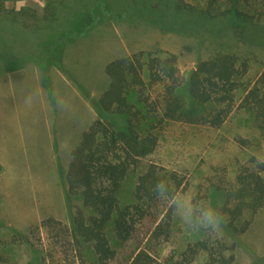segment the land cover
I'll use <instances>...</instances> for the list:
<instances>
[{
	"label": "rangeland",
	"instance_id": "374dc122",
	"mask_svg": "<svg viewBox=\"0 0 264 264\" xmlns=\"http://www.w3.org/2000/svg\"><path fill=\"white\" fill-rule=\"evenodd\" d=\"M93 1L0 0V51L9 56L36 54L40 41L58 38ZM183 1L192 8L180 9L175 0H106L117 11L133 5L153 10L157 5L169 29L159 28L156 18L149 15L146 19L105 20L65 44L61 66L55 67L79 87L83 86L96 119L94 101L109 81L105 66L113 59L139 53H144V58L147 54L172 53L184 82L201 61L217 54L235 57L243 75L234 102L221 123L165 120L155 125L157 145L143 159L146 164L175 171L182 179L180 190L198 194L220 207L219 193H211L216 185L234 186L240 167L264 157V138L254 115L240 107L243 96L252 87L264 96V8L257 7L259 17L255 18L258 13L250 16L251 7L242 9L247 16L227 13L228 0ZM172 13H176V18ZM172 24L179 29H170ZM51 66L54 65L47 68ZM225 106L208 102L198 105L196 110L202 115ZM47 126L50 129L47 132L45 128L48 136L43 156H37L35 141L29 144L30 161L16 162L14 154L4 147L0 151V264H80L81 255L87 262L95 260L90 246H78L72 235L71 219L81 207V199L67 197L65 192L71 152L90 125ZM261 173L264 175V171ZM135 181V173L125 178L118 192L120 206L133 200ZM247 219L250 225L236 236L237 242H233L226 229L215 240L225 246L217 255L223 254L225 259L234 255L230 264L264 262V204L253 216L245 210L236 224ZM107 236L116 245L111 223ZM198 240L209 239L186 231L172 213L169 237L148 240L146 246L155 259L165 264H207L206 250H199L186 263L182 259L187 244ZM215 241L210 245L217 246Z\"/></svg>",
	"mask_w": 264,
	"mask_h": 264
},
{
	"label": "trees",
	"instance_id": "16d2710c",
	"mask_svg": "<svg viewBox=\"0 0 264 264\" xmlns=\"http://www.w3.org/2000/svg\"><path fill=\"white\" fill-rule=\"evenodd\" d=\"M175 1L180 9L192 8L183 0ZM228 5L227 13L247 16L242 9L251 7L250 16H254L258 13L257 7L264 8V0H228ZM156 6L151 10L133 5L117 11L106 0H94L58 38L40 41L36 54L9 56L0 51V75L32 63L38 64L46 75L49 64L61 66L65 44L105 20L143 19L149 15L156 18L159 28L169 29ZM171 15L175 17L176 13ZM258 17L259 13L255 18ZM174 26L172 24L170 29H179ZM175 61V55L168 52L147 54L146 58L144 53H139L113 59L105 66L109 81L94 101L98 116L83 131L65 173L66 196L80 197L82 202L72 215L73 238L82 248L90 246L95 258L87 262L81 255L80 264H165L154 258L146 244L151 239L169 237L172 212L155 199L150 189L158 179L166 178L180 190L182 179L175 171L143 162L157 145L153 129L165 120L220 124L234 102L235 90L243 75L235 57L217 54L199 62L182 82ZM256 90L252 87L243 96L240 107L252 111L264 138V96ZM208 102L226 106L215 113H198L197 106ZM251 162L237 171L234 186L216 185L211 192L213 196L220 195V208L229 218L225 229L233 242H237L236 236L250 225V219L236 224L244 211H250L253 216L264 204V175L261 173L264 164ZM130 173L136 174L133 200L120 206L118 192ZM110 223L116 245L107 236ZM210 243L211 240L188 243L182 259L186 263L199 250H206L209 251L207 264H230L234 255L225 259L223 254L217 255L225 246L219 241H215V247Z\"/></svg>",
	"mask_w": 264,
	"mask_h": 264
},
{
	"label": "clouds",
	"instance_id": "9594fccd",
	"mask_svg": "<svg viewBox=\"0 0 264 264\" xmlns=\"http://www.w3.org/2000/svg\"><path fill=\"white\" fill-rule=\"evenodd\" d=\"M34 80V83L25 85L24 82L16 84L9 79L7 83L0 84V94L14 96L16 110L20 114H31L46 104L65 119H78V108L70 95L62 92L59 86L47 87V77L42 72L37 73ZM257 164H264V157H258ZM150 191L164 208L175 214L186 231L203 234L211 241L223 236L229 218L211 200L178 190L166 178L158 179Z\"/></svg>",
	"mask_w": 264,
	"mask_h": 264
},
{
	"label": "crops",
	"instance_id": "0c3cea01",
	"mask_svg": "<svg viewBox=\"0 0 264 264\" xmlns=\"http://www.w3.org/2000/svg\"><path fill=\"white\" fill-rule=\"evenodd\" d=\"M40 72L38 65L28 64L20 69L2 73L0 84L7 83L11 79L16 84L24 82L25 85H30L35 82L34 76ZM46 72V86H59L62 92L71 96L78 108V119L75 121L65 119L55 114L46 104H42L31 114H20L16 110V98L12 95L0 94V151L4 147L6 152L14 154L13 161H20V163L30 161V141H35V145L38 146L37 156L45 154L44 140L48 136L45 128L47 132L50 129L47 125H91L95 120L92 102L88 100L86 92H83L82 85L79 87L70 77L60 73L55 65L47 68ZM107 85L108 81L99 97ZM48 144H51V140Z\"/></svg>",
	"mask_w": 264,
	"mask_h": 264
}]
</instances>
